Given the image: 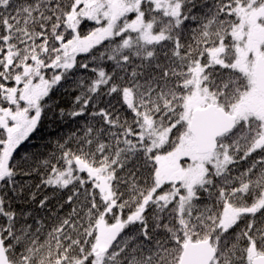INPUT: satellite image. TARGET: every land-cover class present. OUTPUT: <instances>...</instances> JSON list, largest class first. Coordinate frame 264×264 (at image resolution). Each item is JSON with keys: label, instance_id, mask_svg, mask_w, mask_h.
<instances>
[{"label": "snow or ice", "instance_id": "snow-or-ice-1", "mask_svg": "<svg viewBox=\"0 0 264 264\" xmlns=\"http://www.w3.org/2000/svg\"><path fill=\"white\" fill-rule=\"evenodd\" d=\"M0 264H264V0H0Z\"/></svg>", "mask_w": 264, "mask_h": 264}]
</instances>
